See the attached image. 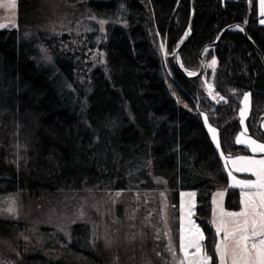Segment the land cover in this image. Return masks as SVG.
I'll return each instance as SVG.
<instances>
[{
	"label": "trees",
	"instance_id": "trees-1",
	"mask_svg": "<svg viewBox=\"0 0 264 264\" xmlns=\"http://www.w3.org/2000/svg\"><path fill=\"white\" fill-rule=\"evenodd\" d=\"M65 1L104 20L105 40L95 45L94 33L72 42L66 32H39L37 40L52 58L45 66L37 41L23 37L36 22L40 0H17L16 27L0 29V196L39 201L82 189L144 191L160 179L175 210L180 191L195 192L192 217L204 236L202 252L218 264L211 197L225 192L224 209L238 211L239 190L228 186L203 116L217 129L224 155L249 154L234 143L240 130L238 94L247 91L248 133L264 142L257 129L264 115V68L251 45L241 29L226 31L203 53L206 62L215 58V70L188 79L175 68L173 54L188 36L191 0ZM194 3L193 30L178 54L186 72H197L201 49L233 24L245 27L264 61L257 0ZM158 39L165 44L167 68ZM94 50L102 53L101 61L90 57ZM203 78L221 101L209 99ZM22 227L0 219L2 236ZM70 235L61 257L36 252L20 264L103 263L87 225L74 223Z\"/></svg>",
	"mask_w": 264,
	"mask_h": 264
},
{
	"label": "rangeland",
	"instance_id": "rangeland-1",
	"mask_svg": "<svg viewBox=\"0 0 264 264\" xmlns=\"http://www.w3.org/2000/svg\"><path fill=\"white\" fill-rule=\"evenodd\" d=\"M7 4L8 0H0V25H3L0 29L16 27L17 0L14 10L7 7ZM262 4L264 0H257L259 23L264 25ZM38 6L36 22L24 30L23 37L37 41L35 46L38 60L45 66L52 65V58L43 43L37 40L39 32L49 34L66 32L70 34L72 42H75V36L86 37L94 33L91 41L95 45L105 40L106 22L77 5L68 4L65 0H40ZM158 41L161 56L167 68L165 44L160 39ZM90 55L102 60V53L99 50H94ZM215 67L216 60L211 57L209 62H206V68L214 71ZM187 73L194 74V72ZM76 79L79 83L83 82L80 76ZM204 81L203 88L209 99L213 102L221 101L222 97L214 92L212 84L206 79ZM245 96L248 97L247 102H245ZM238 100L240 130L234 138V143L245 147L249 154L224 155L220 146H217L219 144L217 129L203 116L206 129L222 156L229 183L239 190L240 210L236 212L244 208L242 193L255 192L256 189L234 186L235 181L255 182L257 179L251 172L239 170L243 167L239 158L264 159V152H253L248 145L249 140L264 144L248 133L249 92L238 94ZM210 129H214L215 132L213 133ZM237 138L244 142L237 143ZM232 161H238V163L233 164ZM154 182L156 187L151 190L112 192L82 189L60 192L50 199L39 201L23 199L18 194L0 196V219L23 225L22 230L15 234L0 235V264H20L24 256L36 252L47 258L61 257L64 253V242L70 240V227L74 223H82L89 227L90 240L100 251L102 264H181V262L194 264L198 259L196 249L187 248L188 257L185 258L181 244L187 245L195 239V228H199L192 217L195 211V192L180 191L178 208L175 210L168 198L165 182L156 178ZM220 193L216 192L211 197V208L213 206L211 219L215 230L221 217ZM220 240L219 236L218 243ZM200 243L202 245V241ZM57 246L59 249L52 248ZM201 255L204 253L202 252Z\"/></svg>",
	"mask_w": 264,
	"mask_h": 264
},
{
	"label": "snow or ice",
	"instance_id": "snow-or-ice-1",
	"mask_svg": "<svg viewBox=\"0 0 264 264\" xmlns=\"http://www.w3.org/2000/svg\"><path fill=\"white\" fill-rule=\"evenodd\" d=\"M7 7L14 10L16 0H8ZM247 100L248 97L245 96V102ZM243 115L242 112L241 116L243 117ZM210 131L215 132L214 129H210ZM243 142L237 138V143ZM248 145L253 152H264V144H257L256 141L249 140ZM239 162L243 164L239 170L249 171L257 179L255 182L235 181L234 186L256 189V191L242 193L244 197L242 211H221L216 233L218 237L223 233V238L215 245V250L219 255V264H264V159L251 160L240 157ZM232 163L236 164L238 161H232ZM233 179L235 180L234 177ZM195 236L196 238L187 245L181 244L185 258L188 257L187 248L194 247L198 257L194 264H211V258L207 254L201 255L203 249L200 241L204 239V236L199 228H195Z\"/></svg>",
	"mask_w": 264,
	"mask_h": 264
},
{
	"label": "water",
	"instance_id": "water-1",
	"mask_svg": "<svg viewBox=\"0 0 264 264\" xmlns=\"http://www.w3.org/2000/svg\"><path fill=\"white\" fill-rule=\"evenodd\" d=\"M194 17H195V3H194V0H191V3H190V20H189V24H188V36L186 39L183 40V42L177 47V49L174 51V54H173V63L175 65V68L177 69V71L184 77L188 78V79H197L199 78L203 73H204V70L206 68V62L205 60L203 59V53L205 52L206 49L208 48H212V47H215L218 42L220 41V39L223 37V35L225 34L226 31L230 30V29H233V28H239L242 30L243 32V35H244V38L248 41V43L251 45L253 51L255 52L259 62L261 63V65L263 66L264 68V61H263V57L261 55V53L259 52L258 48L255 46V44L249 39L247 33H246V29L243 25L241 24H233V25H230L226 28H224L220 34L218 35L217 39L212 42V43H209V44H206L200 51L199 53V59H200V67L199 69L197 70L196 73L194 74H189L187 73L180 65L179 63V58H178V54H179V51L180 49L182 48L183 44L185 43V41L188 40V38L190 37V34L193 30V24H194ZM263 123H264V115H261L258 120H257V129L264 134V128H263Z\"/></svg>",
	"mask_w": 264,
	"mask_h": 264
},
{
	"label": "crops",
	"instance_id": "crops-1",
	"mask_svg": "<svg viewBox=\"0 0 264 264\" xmlns=\"http://www.w3.org/2000/svg\"><path fill=\"white\" fill-rule=\"evenodd\" d=\"M209 62V61H208ZM208 132V131H207ZM209 134V133H208ZM209 136H210V134H209ZM210 139H211V141H212V138H211V136H210ZM212 143H213V145L216 147V145L214 144V142L212 141ZM216 149H217V147H216ZM218 150V149H217ZM219 152V151H218ZM219 155L221 156V154H220V152H219ZM221 159H222V156H221ZM222 161H223V159H222ZM223 163V162H222ZM224 166V165H223ZM227 174V173H226ZM227 178H228V176H227ZM228 186L229 187H231V188H233L232 186H231V184L229 183V178H228ZM224 197H225V192H221L220 193V198H219V203H220V206H219V209H220V214H221V211L223 210L224 212H236V211H227V210H225L224 209ZM212 208H213V206H212ZM216 231V230H215ZM220 237H221V239L223 238V233H221V235H220ZM217 256H218V253H217ZM218 260H219V258H218ZM219 264V263H218Z\"/></svg>",
	"mask_w": 264,
	"mask_h": 264
}]
</instances>
